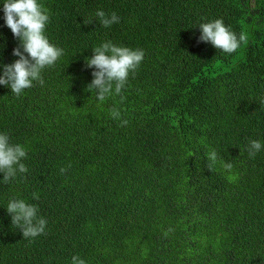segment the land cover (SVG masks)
I'll return each instance as SVG.
<instances>
[{
  "label": "trees",
  "instance_id": "16d2710c",
  "mask_svg": "<svg viewBox=\"0 0 264 264\" xmlns=\"http://www.w3.org/2000/svg\"><path fill=\"white\" fill-rule=\"evenodd\" d=\"M40 2L64 55L43 86L17 97L0 85V132L26 148L28 168L8 183L0 173V264H264V149L247 151L264 145V0ZM2 9L0 62L12 63L19 41ZM98 9L119 23L103 27ZM217 18L247 44L225 54L199 41ZM107 41L145 52L122 102L87 89L85 61ZM13 198L38 205L45 234L11 225Z\"/></svg>",
  "mask_w": 264,
  "mask_h": 264
},
{
  "label": "clouds",
  "instance_id": "9594fccd",
  "mask_svg": "<svg viewBox=\"0 0 264 264\" xmlns=\"http://www.w3.org/2000/svg\"><path fill=\"white\" fill-rule=\"evenodd\" d=\"M2 11L5 25L19 43L12 51L18 58L12 63L0 62V85L10 88V91L19 97L25 89L33 87L34 82L43 86L42 71L54 67L64 55V49L51 43L45 34L50 15L40 0H3ZM95 16L105 28L119 23V17L115 12L106 14L105 11L98 9ZM90 23H93L92 19L84 22L85 25ZM198 26L199 41L210 43L225 54L236 52L242 44H247L249 39L245 32L239 34L234 32L222 18L200 23ZM3 47L4 44H0V49ZM92 53L85 61L86 67L94 69L91 73L93 79L87 89L94 91L96 99L100 102L114 95L120 96L122 102L125 99L122 90L129 75H134L142 63L144 50L118 46L107 41L92 49ZM110 116L114 120H119L121 126L128 123L122 118L120 109L116 107L110 110ZM262 149L264 145L259 140H251L247 149L249 157L255 158ZM26 157L27 151L22 144L13 143L6 132H0V173L3 174L4 183L14 179L18 173L28 172L27 166L22 162ZM207 159L209 161L207 167L211 170L220 157L213 149L207 153ZM223 166L226 169L232 168L231 162H224ZM66 171L65 167L60 169L61 173ZM33 199H39L37 193H33ZM6 211L11 216V225L20 229L23 238H35L46 233L47 220L39 214L38 205L27 203L24 199L13 198L8 202ZM71 264H86V261L74 255Z\"/></svg>",
  "mask_w": 264,
  "mask_h": 264
}]
</instances>
